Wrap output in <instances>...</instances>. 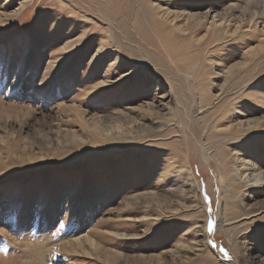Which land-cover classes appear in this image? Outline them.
Returning <instances> with one entry per match:
<instances>
[{"label": "rangeland", "instance_id": "374dc122", "mask_svg": "<svg viewBox=\"0 0 264 264\" xmlns=\"http://www.w3.org/2000/svg\"><path fill=\"white\" fill-rule=\"evenodd\" d=\"M261 1L0 0V264H264Z\"/></svg>", "mask_w": 264, "mask_h": 264}, {"label": "bare ground", "instance_id": "6f19581e", "mask_svg": "<svg viewBox=\"0 0 264 264\" xmlns=\"http://www.w3.org/2000/svg\"><path fill=\"white\" fill-rule=\"evenodd\" d=\"M250 2L251 3H254V4H256V5H258V8H257V11L256 12H253L252 14H251V16L252 17H254V16H256V15H258L259 14V12L258 11H261V9H263L262 7H261V5H262V1L261 0H250ZM249 3V2H248ZM159 8V7H158ZM256 8V7H255ZM156 9H157V7H156ZM161 9V8H160ZM167 10V9H166ZM255 10V9H254ZM224 12H226V10H224ZM262 12V11H261ZM264 12V11H263ZM165 14V13H164ZM163 14V15H164ZM167 14V13H166ZM165 14V15H166ZM252 19V18H251ZM78 41V40H77ZM231 69H232V67H230L229 68V70H228V72L229 71H231ZM108 76V75H107ZM106 77H105V75H104V79H105ZM109 79V78H108ZM107 78L105 79V80H102V81H100V82H98V84L100 85V86H102L103 84H107V80H108ZM160 99L161 98H167L165 95H164V93L162 92V95H160V97H159ZM139 108H140V110H144V111H146V112H152V110L154 109L150 104H145V105H142V106H139ZM130 112H132V113H136V114H138V112H140V111H136V112H133L131 109H130ZM123 113V111L120 109V110H118L115 114H116V116H120L121 114ZM143 114V113H142ZM157 114V113H156ZM159 114V113H158ZM130 117H131V115H130ZM114 120H115V118H114ZM134 120H135V118L134 117H131V118H129V120H128V123H132V122H134ZM101 125H98L97 123H96V125H95V129L97 130V131H101V132H105V130H104V128L103 127H100ZM114 128V127H113ZM145 130H150V129H148V127H145ZM109 131V130H108ZM149 132V131H148ZM157 132V131H156ZM150 133V132H149ZM208 156V155H207ZM120 236V235H119ZM118 236V237H119ZM117 237V236H116ZM120 237H122V236H120ZM78 241V240H77ZM88 241V240H87ZM89 241H92V240H89ZM89 241H88V243H89ZM94 243V242H93ZM69 244V243H68ZM72 245L74 244V243H71ZM70 244V245H71ZM27 245V244H26ZM72 245H71V247H72ZM76 245V244H75ZM46 246V245H45ZM77 246L78 247H82L81 246V243L80 244H77ZM67 247H69V246H67ZM74 247V246H73ZM97 247V246H96ZM77 249V248H76ZM113 255V254H112ZM38 258H39V256H36V259L38 260ZM35 259V258H34ZM40 262V261H39Z\"/></svg>", "mask_w": 264, "mask_h": 264}, {"label": "snow or ice", "instance_id": "6c2138e0", "mask_svg": "<svg viewBox=\"0 0 264 264\" xmlns=\"http://www.w3.org/2000/svg\"><path fill=\"white\" fill-rule=\"evenodd\" d=\"M58 255V254H57Z\"/></svg>", "mask_w": 264, "mask_h": 264}]
</instances>
